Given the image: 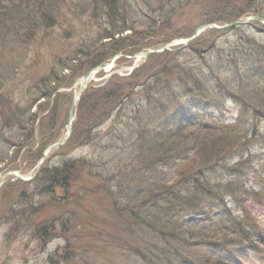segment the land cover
Segmentation results:
<instances>
[{
	"label": "rangeland",
	"instance_id": "1",
	"mask_svg": "<svg viewBox=\"0 0 264 264\" xmlns=\"http://www.w3.org/2000/svg\"><path fill=\"white\" fill-rule=\"evenodd\" d=\"M44 3H54L45 13L46 17L41 18L36 9L34 17L11 26L5 22L8 27L5 25L0 30V79L5 77L0 89V264H79L78 254L90 260L91 264L132 263L135 259L133 255H127L128 260H124L120 253L123 251L110 246L114 253L101 258L95 257L91 251L94 246L100 248L103 245V231H109L110 237L121 227L118 220L127 217V210H122L120 215L117 207L125 208L124 199H129L132 189L142 187L140 180L131 181L133 176L118 173L112 161L119 149H125L128 144L118 139L119 135L113 131L121 128L123 135L128 137V131L123 129L124 124L121 125L116 119L117 111H113L100 125L103 118L98 109L86 117L84 111H80L79 97L75 101V115L67 141L47 151L46 159L35 177L20 181L10 179L15 174L22 178L33 175L43 150L49 145L47 137L54 131L56 139L64 137L67 114L64 116V111L56 110L55 130L53 127L51 131L50 122L47 121L51 120L49 115L45 116L41 125L35 121L33 128L29 118L22 126L1 129L8 104L12 108L25 109L36 100L28 114L37 112L42 115L47 113L50 103L56 102L54 99L58 98L57 95L67 92L72 95L66 109L68 112L73 92L79 88L75 81L92 68L87 67L86 63L96 55L104 58V62L87 82L82 92L87 96H91L92 92L101 93L107 88L103 86L111 79L123 87L121 92H125L126 79L131 75L135 83L140 84L165 64L198 66L197 59L190 63L183 54H173L177 50L173 43L189 37L200 25H223L230 22L228 20H232V16H240L239 20H242L245 14H252L256 7L264 13V0H118L113 15L102 5L103 0H45ZM132 7L136 12L132 11ZM138 14L146 21L145 24L138 23ZM111 21H116L117 27ZM213 30L216 32L207 37L213 38L215 35L216 40L220 39L221 55L241 51L240 57H244L246 53H252L255 54L254 60L259 56L264 63V24L251 31L234 27ZM164 45L171 49L170 55L160 54L154 59H148L150 54L132 57L134 53ZM110 49L133 53L123 58L122 54L117 55L119 52L111 55ZM217 53L214 51L211 55ZM113 58L114 61L110 62ZM52 66L55 68L52 69ZM64 66L67 68H62ZM202 68L207 71L206 67ZM50 69L55 73V85L48 81L52 77ZM41 77H46V81L38 86L37 81ZM262 84L261 88L264 89V80ZM49 87L53 99L50 98L46 106L48 100L42 98L41 94L47 92ZM140 87L134 88L126 101L142 100L145 96L138 92ZM206 89L201 90V94L179 92L170 101L167 111L157 113L155 119L168 125L173 118L181 116L202 122L233 123L238 119L241 107L247 111L246 116L252 118L249 99L239 104L231 95L234 94L233 90L213 92L209 86ZM83 104L86 106V102ZM257 125L255 155L264 167V116L258 119ZM31 128L33 132L29 133ZM2 141H5L4 145ZM72 160H82L83 166L82 169H72L70 181L49 175L54 167H62L64 161ZM3 173L5 175H1ZM260 179H264V168ZM241 181L248 188L261 186L253 179L243 178ZM223 196L215 206L216 210L220 209L216 214L220 212L226 215L223 208L241 215V209L238 210L230 195ZM247 205H251L249 201ZM205 209L208 211L206 203L198 212ZM256 209L251 211L258 216L264 235V207L258 208V212ZM258 237L262 236L240 241L238 245H250L248 242L253 243ZM257 247L264 250L261 244ZM204 248L209 247L206 245ZM217 255L220 256V253ZM262 257L264 254L254 250L244 256L251 259L246 264H264ZM242 262L240 259L239 264Z\"/></svg>",
	"mask_w": 264,
	"mask_h": 264
},
{
	"label": "trees",
	"instance_id": "2",
	"mask_svg": "<svg viewBox=\"0 0 264 264\" xmlns=\"http://www.w3.org/2000/svg\"><path fill=\"white\" fill-rule=\"evenodd\" d=\"M28 1L0 0V30L7 26L5 22L11 26L20 24L31 16L34 17L36 9L41 18L46 17L45 13L54 4L44 3L45 0ZM117 2L118 0H103L102 5L113 15ZM132 11L136 12L133 7ZM252 14L264 16L257 7ZM246 16L249 15L245 14L244 17ZM232 18L234 21L240 16ZM111 23L117 27L116 21ZM138 23H146L139 14ZM256 25H259L257 21H251L231 27L251 31L257 27ZM214 32L216 31L213 29H206L196 39L173 53L183 54L184 59L190 63L197 59L200 64L198 66L186 67L184 63L165 64L140 84L135 83L131 75L126 79L128 83L124 86L125 92H121L123 87L111 79L103 86L107 88L101 93L92 92L91 96L84 93L80 95L78 101L80 111H84L83 114L90 117L98 109L100 117L103 118L100 125L113 111H117L116 119L121 125L124 124L122 128L128 131V137L123 135L121 128L113 131L115 135H119L118 139L128 144L125 149H119L112 158L114 167H117V172H123L121 175L133 176L131 181L140 180L142 183V187L132 189L129 199H124L125 208L117 207V213L120 215L123 213L122 210H127V217L118 220L121 227H118L112 236H108L109 231H103V245L100 248L94 246L95 251L91 248L95 257L112 255L114 252L110 247L126 252H120L124 260H128L127 255L135 257L134 262H126L127 264H239L240 259L243 261L242 264H246L251 261L250 258H244L247 253L254 250L264 254V250L257 247L260 244L264 246L260 220L255 212L251 211L257 208L258 212V208L264 207V179H260L264 167L260 159H256L254 148V143L256 139L258 140L257 122L264 116V89L261 88L264 80V63L259 56L254 60L255 54L252 53H246L244 57H240L241 51L221 55L220 39L216 40L215 35L213 38L207 37L212 36ZM262 32L264 34V30ZM110 50L111 55L120 53ZM214 51L218 53L212 56ZM131 53L133 52L121 51V57L124 58ZM160 54L171 53L165 50L150 54L148 59H154ZM103 59L96 55L88 59L87 67H94L104 62ZM202 67H206L207 71ZM54 68L55 66H52V69ZM52 69H50L52 77L48 79L49 73L47 79L49 83L55 85L57 82ZM3 78L0 79V89L4 83ZM39 81L38 86L44 84L46 77H41ZM133 81L134 83H131ZM139 86L141 87L138 92L145 97L139 101H126L134 88ZM207 86L213 92L233 90L234 94L231 95L239 104L249 99L247 101L251 103L252 118H248L247 111L240 106L239 117L233 123L202 122L184 116L173 118L170 125L166 122H157L156 114L166 112L171 105L170 101L179 92L201 94V90ZM209 90L207 92L211 93ZM51 95L50 87L47 92L41 94L42 98L48 100L46 106ZM71 96V93L67 92L57 95L58 98L54 99L56 102L52 103L53 105L50 103L45 115L37 112L28 114L36 100L25 109L12 108L8 104L1 129L22 126L29 118L32 120L30 123L33 128L35 121L41 125L45 116L49 115L51 120L47 121L50 122L51 131L56 125L54 113L60 109L64 111L65 116ZM83 102H86V106ZM243 116L247 118L243 119ZM32 128L29 133L33 132ZM55 135L54 131L47 137L49 144L57 140ZM16 136H19L17 132ZM2 142L4 145L5 141ZM234 159L235 161H232ZM82 166V160L64 161L62 167H54L49 175L57 176L56 178L60 176L64 181L65 179L70 181L72 169H82ZM229 175L232 177L229 178ZM243 178L255 180L254 183L260 184V188L246 187L241 181ZM65 182L61 181L62 184ZM226 194L230 195L238 210L241 209V215H235L232 210L223 208L222 211L226 215L220 212L216 214L220 209L216 210L215 206ZM248 201L251 204L249 207ZM133 203L135 205H132ZM205 203L208 211L205 209L198 212ZM113 227H116V224H113ZM257 235L262 237H258L253 243L248 242L250 245H238L240 241L246 242ZM206 245L208 249L204 248ZM86 251L85 254L88 256ZM218 252L220 256L217 255ZM262 258L264 262V257ZM78 262L91 264L90 260H85L79 254Z\"/></svg>",
	"mask_w": 264,
	"mask_h": 264
},
{
	"label": "water",
	"instance_id": "3",
	"mask_svg": "<svg viewBox=\"0 0 264 264\" xmlns=\"http://www.w3.org/2000/svg\"><path fill=\"white\" fill-rule=\"evenodd\" d=\"M250 20H257V21H261V22H264V18H261V17H258V16H250L244 20H236V21H233V22H229V23H226L224 25H215V24H204V25H200L198 26L193 34L190 36V37H187L186 39H183L181 41H178L174 44H181V46H185L187 43H189L191 40H193L194 38H196L202 31H204L205 29L207 28H215V29H223V28H226V27H229V26H234V25H239V24H245L247 22H249ZM162 50H171L168 45L167 46H163L161 48H154L152 50H147V51H140V52H137L135 54L132 55V57H139V56H145L147 54H152V53H156V52H159V51H162ZM114 60V59H112ZM101 66L98 65L96 66L95 68L91 69V70H88L84 75H82L79 79H78V82L80 83V86L78 88V91L74 93V96H73V99H72V102H71V105L69 107V110H68V116H67V122H66V125H65V128H66V134L64 135L63 138H61L60 140H57L55 141L54 143L50 144L49 146H47L44 151H43V154H42V157L36 167V170L34 171L33 175L31 177H28V178H22L20 175L18 174H15L14 178L15 179H19V180H22V181H26V180H29L31 179L33 176L36 175V173L38 172L41 164L43 163V161L45 160L46 158V152L52 148H57L59 147L60 145L64 144L70 134V131H71V119H72V114H73V109H74V104H75V101L76 99L79 97L80 93L84 90V88L87 86V82L88 80L90 79V77L93 75V73L100 69ZM1 175H5V174H1Z\"/></svg>",
	"mask_w": 264,
	"mask_h": 264
}]
</instances>
